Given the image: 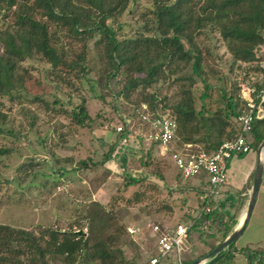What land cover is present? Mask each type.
I'll return each mask as SVG.
<instances>
[{
    "label": "rangeland",
    "instance_id": "obj_1",
    "mask_svg": "<svg viewBox=\"0 0 264 264\" xmlns=\"http://www.w3.org/2000/svg\"><path fill=\"white\" fill-rule=\"evenodd\" d=\"M155 1L129 0L122 12L109 18L107 25L116 38L151 35L144 26L150 25ZM3 12L4 6H0V33L12 22L11 13ZM47 29L63 60L77 62L82 57L88 73L82 75L77 69L68 72L56 63L52 67L36 55L15 61L11 91L0 93V152H4L0 153V225L33 233L43 228L76 229L74 222L92 213L95 202L112 217L101 238L113 236V247L121 250L125 261L144 264L154 254L159 232L185 221L180 218L183 208L187 204L193 208L197 203L192 187L196 182L179 180L168 159L170 151L142 141L144 128L132 115L142 107L146 111L148 95L156 97L157 112L166 115L161 107L170 109L180 91L187 88L195 111L201 106L209 113L221 110L223 96L235 93L236 86L240 96L253 73L243 64L232 63L225 42L206 25L190 28L191 44L203 59L204 82L192 76L194 83L187 87L185 78L191 76L190 67L172 63L162 68V77L156 83L145 89L138 85L126 93L121 91L125 83L139 75L123 67L106 82L107 64L102 58L103 47L95 44L97 36L82 39L69 33L68 27L49 22ZM182 45L184 50L189 47L184 39ZM263 49L259 53L264 58ZM204 85L208 86L206 91ZM203 94L206 97L201 100ZM80 105L85 110L83 125L72 118ZM125 119L129 120L130 131L123 166L116 155L111 158L118 144L101 166L100 161L115 141V128ZM201 135L198 131L197 136ZM178 147L174 141L168 149ZM190 150L204 152L202 145ZM129 179L137 183L127 186ZM134 194L137 203L133 202ZM87 223L81 222L82 233L87 232ZM154 226L158 231L153 232ZM213 229L205 223L202 232H192L184 241V263L208 252L220 237Z\"/></svg>",
    "mask_w": 264,
    "mask_h": 264
},
{
    "label": "trees",
    "instance_id": "obj_2",
    "mask_svg": "<svg viewBox=\"0 0 264 264\" xmlns=\"http://www.w3.org/2000/svg\"><path fill=\"white\" fill-rule=\"evenodd\" d=\"M128 1L0 0V6H4L3 13L10 12L9 17L12 18L10 30L0 33V93H10L15 61L24 56H39L46 64L55 67L56 63L68 72L77 69L82 75L88 73V68L82 66V57L77 62L63 60L62 55L53 47L52 35L47 29L48 22L66 26L69 33L80 35L82 39L98 37L95 44L103 47L102 58L107 64V72L104 73L106 82L113 80L123 67L139 75L129 79L122 92H132L138 85L143 86V89L151 86L162 77V68L172 63L190 67L191 76L185 78L188 81L187 87L194 83L192 76L204 82L201 78L203 59L191 44L190 28L201 29L206 25L216 30L225 42L232 63L243 64L246 71L253 73L247 77L246 85L253 87L256 93L264 89V72L258 66L259 62L264 61L259 53V50L264 48V0H156L151 10L150 25L144 26L145 31L151 35L137 34L132 39L118 40L114 30L107 25V20L122 12ZM5 17L8 15L3 18ZM95 18L97 22L94 21ZM183 39L189 45L187 50L183 48ZM207 89L208 86L204 85V91ZM234 90L236 92L228 97L223 96V109L212 113L207 112L203 106L195 111L189 88L180 91L170 109L166 110L165 105L161 107L176 123L175 141L180 147L186 144L202 145L204 152L209 153L222 142L233 139L237 133L234 119L244 108V101L239 96L237 86ZM205 97L203 94L200 99ZM147 98L148 102H144L146 111L142 112L151 116L162 114L157 112L156 97L148 95ZM135 115L134 113L132 116ZM72 118L77 124L83 125V105H80L77 114H72ZM198 131H202L201 136H197ZM114 134L115 141L100 161L101 166L120 139L126 137L127 131ZM250 136V151L255 152L258 144L264 140V117L253 120ZM124 149L126 148L116 154L121 166L127 157ZM136 183V180L129 179L127 186ZM133 196V202L137 203V194ZM92 205L95 209L92 213L87 212L81 220L74 222L76 229H72L73 226L66 231L43 228L33 233L0 225V264H133L124 260L119 248L113 247V236L109 235L104 240L101 238L112 217L108 216L99 204L92 202ZM82 221L88 222L86 233L81 231ZM191 222L185 240L192 232H202L205 223H219L222 233L209 247L208 252L216 247L229 231L225 226L226 222L220 220L212 211L202 214L199 218H193ZM232 246L233 243L225 252H220L205 264H225L231 257L229 249ZM244 253L247 264H264V254L248 251Z\"/></svg>",
    "mask_w": 264,
    "mask_h": 264
},
{
    "label": "built area",
    "instance_id": "obj_3",
    "mask_svg": "<svg viewBox=\"0 0 264 264\" xmlns=\"http://www.w3.org/2000/svg\"><path fill=\"white\" fill-rule=\"evenodd\" d=\"M264 50V49H263ZM259 68L264 72V61L259 62ZM240 98L244 101V108L235 117L237 133L233 139L222 142L214 151L206 153L203 151H192L191 145H183L182 148L168 149L176 139V123L164 114L151 116L143 113L145 108L142 107L136 112L139 124L144 128L140 134L142 141L147 144H156L164 152L170 151L169 160L175 168L176 173L181 181L187 182L194 178L202 177L205 179V195L201 199L197 209L196 218L204 213L212 211V199L226 183V168L229 160L234 155L247 154L250 151V132L254 119L264 117V89L255 92L253 87L245 84L240 90ZM129 120L125 119L120 126L115 128V132L120 134L127 131L126 137L120 139L118 147L111 155L114 156L121 151L129 139L130 127ZM189 225L177 224L170 230L159 232L155 242V254L147 259L145 264H161L170 256H173L177 263H180L183 254V244ZM158 231L156 226L153 232ZM129 234L133 231L127 229Z\"/></svg>",
    "mask_w": 264,
    "mask_h": 264
},
{
    "label": "crops",
    "instance_id": "obj_4",
    "mask_svg": "<svg viewBox=\"0 0 264 264\" xmlns=\"http://www.w3.org/2000/svg\"><path fill=\"white\" fill-rule=\"evenodd\" d=\"M155 146L159 148L156 144ZM180 148H182V146ZM256 159V150L255 152L249 151L247 154L232 156L227 164L225 172L226 183L220 188V190L212 199V212L219 216L220 220L222 219L226 222L225 226L229 228L227 235L232 232V230L237 228L243 219L250 193ZM260 162L262 165V174L250 216L241 235L233 243L232 248L229 249V254L231 257L226 261L225 264H238V261L240 264H247L244 251L251 253L259 252L264 254V148L262 149L260 155ZM172 169L176 173V170L173 166ZM176 176L178 177L177 173ZM189 181H195L196 183L198 182L197 184L192 183L193 191L196 193L197 203L194 204L193 208H190L188 206L189 204L183 208L180 218L185 221L178 223L181 225H189L192 223V219L196 218L195 216L197 209L200 206L201 199L205 195L204 190L206 188V183L204 178L199 177ZM211 226L212 229H215L216 236H220L222 232L221 227L219 228V223H213ZM226 250L227 248L223 252ZM207 261H205V263ZM161 264L186 263L182 261V256L180 263H177L175 258L170 256Z\"/></svg>",
    "mask_w": 264,
    "mask_h": 264
},
{
    "label": "water",
    "instance_id": "obj_5",
    "mask_svg": "<svg viewBox=\"0 0 264 264\" xmlns=\"http://www.w3.org/2000/svg\"><path fill=\"white\" fill-rule=\"evenodd\" d=\"M264 148V140H262L257 148H256V155H257V159H256V164H255V169H254V173H253V177H252V182H251V188H250V193H249V197H248V202L245 208V212H244V216L243 219L240 223V225L235 228L234 230H232V232H230L216 247H214L210 252L206 253L204 256L195 259L194 261H192L190 264H204L205 261L209 260L210 258L216 256L217 254H219L220 252H223L230 244L234 243L236 241V239L241 235L245 224L250 216L253 204H254V200L256 197V193L258 190V186L260 183V179H261V174H262V165L260 162V155L262 152V149ZM79 233V232H77Z\"/></svg>",
    "mask_w": 264,
    "mask_h": 264
}]
</instances>
